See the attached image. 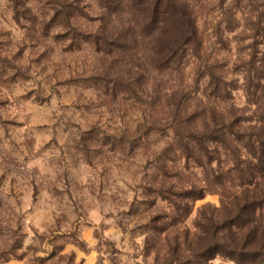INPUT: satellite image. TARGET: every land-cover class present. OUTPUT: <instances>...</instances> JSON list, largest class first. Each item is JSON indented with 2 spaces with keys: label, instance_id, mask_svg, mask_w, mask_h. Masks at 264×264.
<instances>
[{
  "label": "rangeland",
  "instance_id": "rangeland-1",
  "mask_svg": "<svg viewBox=\"0 0 264 264\" xmlns=\"http://www.w3.org/2000/svg\"><path fill=\"white\" fill-rule=\"evenodd\" d=\"M174 2L200 46L163 0H0V264H178L238 191L231 151L189 133L255 114L264 0Z\"/></svg>",
  "mask_w": 264,
  "mask_h": 264
},
{
  "label": "trees",
  "instance_id": "trees-1",
  "mask_svg": "<svg viewBox=\"0 0 264 264\" xmlns=\"http://www.w3.org/2000/svg\"><path fill=\"white\" fill-rule=\"evenodd\" d=\"M163 1L166 5L163 14H174L182 24L183 40L200 46L196 22L178 9L174 0ZM259 34L261 40L253 43L252 53L241 63L242 89L247 105L254 107L255 114L244 116L231 106L217 123L216 110L210 108L211 121H203L189 133L191 141L200 144L198 150H204L207 155L212 152L207 146L211 144L215 151L218 147L231 151L234 163L228 172H234L237 183L232 186L238 191L231 192L219 213L204 215V222L196 223L193 247L187 249L190 255L178 260V264H215L211 261L216 257L223 260L220 264H264V125H261L264 122V34ZM232 143L243 148V159ZM185 148L191 152L188 145ZM182 194L183 198L203 196L202 190L195 188Z\"/></svg>",
  "mask_w": 264,
  "mask_h": 264
}]
</instances>
